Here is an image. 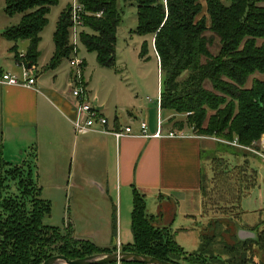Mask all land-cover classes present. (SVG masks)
<instances>
[{
	"label": "trees",
	"instance_id": "1",
	"mask_svg": "<svg viewBox=\"0 0 264 264\" xmlns=\"http://www.w3.org/2000/svg\"><path fill=\"white\" fill-rule=\"evenodd\" d=\"M78 1L85 12L80 43L96 54L98 66L113 68L121 21L116 0ZM57 3L58 0H5V14L21 15V19L7 28L3 37L28 42L23 56L13 47L16 60L26 67L37 66L40 34L48 23L50 8ZM134 3L137 23L133 33L151 36L162 76L160 109L185 115L175 123L179 131L187 128L199 137L254 148L264 135V81L254 79L249 88L246 83L251 76L264 73V0H205L204 12L198 0ZM70 26L68 6L56 22L54 51L47 70L70 59ZM147 51L148 43L144 41L140 56L143 58ZM231 148L233 156L247 157L236 147ZM214 160L215 178L223 189L217 192L219 199L234 202L243 190L255 186V173L248 170L247 161L243 166L227 168L222 160ZM132 194L133 239L120 247L121 252L171 264H256L252 254H247L257 243L235 238L231 245L226 243L221 236L226 230H218L220 220L209 225L210 232L201 234L197 251L186 252L169 227L157 226L154 217L146 213L144 196L136 189ZM201 194L205 202L211 200L205 199L208 193L203 188ZM49 214L50 205L41 198L31 167L4 161L0 144V264H42L56 255L73 261L115 252L116 248L101 249L77 239L71 227L61 231L45 225ZM112 227L115 231L114 216ZM258 238L264 243V233ZM238 250L243 255H238Z\"/></svg>",
	"mask_w": 264,
	"mask_h": 264
},
{
	"label": "crops",
	"instance_id": "2",
	"mask_svg": "<svg viewBox=\"0 0 264 264\" xmlns=\"http://www.w3.org/2000/svg\"><path fill=\"white\" fill-rule=\"evenodd\" d=\"M4 8L5 0H0V71L20 76L22 67L20 66L21 63L16 60L13 47L20 56H23L24 54L19 53L17 49V44L21 41H8L3 37V32L9 27L17 25L20 22L21 15L9 17L5 14ZM202 8L204 12L205 5L202 6ZM46 66L47 63H45L44 67L46 68ZM44 67L43 69H45ZM56 69L49 71L54 73L57 71ZM83 70L84 69H82L83 81L89 93V98L92 101L91 91L88 89L87 83L85 82ZM35 72L36 80L34 86L31 88L0 85V144L2 145L3 157L7 155L17 159L15 156L22 155V150H19L21 149L20 145L31 151L36 162V183L40 189H43V182H41V180L43 181V177H46L48 183L55 191L67 189L70 186H74L81 190H84L86 187L97 188L100 195L103 197L101 218L102 220L105 219L110 226H112L113 216H115V213L118 211L119 223H122V219L125 222L130 219L133 189L139 191L144 196L146 202L148 199H152L153 203L155 198L160 200L165 197L170 198L180 210L182 217L191 222L194 221V227L201 230L196 233L199 239V246L201 234L205 230L209 232L212 230V228L209 229L211 223L222 219H233L236 220L235 223L239 224V222H241L240 216L242 213H247V211L256 213L257 211L264 210L263 207L245 210L240 207L241 204L227 202L223 199L220 200L222 205H220L218 201L216 206L210 202H205L201 196L202 144L206 145V142H213L222 144L229 149H232L231 147L235 148V146H230L231 144L214 138L211 139L199 137L194 134H187L183 130L186 137L168 138L165 137L167 133L172 131L177 132L179 130L166 128L164 123L160 125L162 130L161 134L163 136L158 138L152 137L157 131V123L155 129L147 125V137H144L140 134L139 125L135 128H133L131 124L122 125L117 118L114 119L111 125L108 124L107 129L119 130L122 127L129 126L133 133L131 136L121 138L118 141L111 135L99 133H87L81 134L78 137L75 136L73 138L74 150H76L78 146L80 155H85L88 160H86V158L84 159L85 165L82 163L79 177L73 180L74 172L72 163L74 151L72 149L73 158L70 161L71 168L66 176L60 168L63 159L68 156L69 152L66 134L68 130H71V120L68 121L66 115L72 113L75 115V111L72 106V101L65 98L62 92L56 87V82L58 80L57 75L54 74L47 78L45 76L48 72L40 73L36 68ZM94 102L99 112L105 109L104 104L98 105V98L95 97L92 103ZM159 110L161 112L163 111L160 108ZM164 111L166 112L164 119H162L160 113H158L160 123L165 120H174L176 116H178V114L172 111ZM128 115L132 117V114L129 113ZM53 118L60 120L66 131L57 127L53 123ZM78 141L80 145H78ZM256 145L259 146V142L254 145V148H236L240 151H249L252 153L253 157L258 158L259 156L254 153V151H258L255 148ZM229 155L230 158L233 157L232 159L238 157L232 154ZM108 158H110L112 162L111 180L110 173H107L103 181L99 175H96V171H98V168H100L104 160L105 163L107 162ZM215 159L225 162L227 168H233L235 165L243 166L247 161L248 170L255 173L256 184L254 187L257 186V171L252 168L247 157L242 158V163L235 162L233 166H230L228 160L223 157H216ZM210 163L212 177L215 179V160L213 159ZM65 177L66 181L64 180ZM253 188L247 191L243 190V195L250 192ZM261 190L260 188V191ZM104 201L106 203H104ZM148 215L155 218L154 214L150 213ZM198 218L201 219L200 223L197 221ZM168 221L169 219L163 220L162 218L161 222L157 223L155 221V224L157 226L171 228L172 226ZM171 221H173V218ZM262 221H264V219L260 220L259 223ZM108 222H110V224ZM241 226L240 224L237 225V227H239L238 232L244 231ZM180 231L176 229L173 232L171 228L174 239L176 233ZM83 235V238H81L82 240L95 239L94 234L86 232ZM236 239L238 241H245L247 238L241 239L237 237ZM131 241L127 244L131 243ZM115 243H117V249L115 251H120V247L123 244L112 238V245Z\"/></svg>",
	"mask_w": 264,
	"mask_h": 264
},
{
	"label": "rangeland",
	"instance_id": "3",
	"mask_svg": "<svg viewBox=\"0 0 264 264\" xmlns=\"http://www.w3.org/2000/svg\"><path fill=\"white\" fill-rule=\"evenodd\" d=\"M198 1L202 6L205 5L204 0ZM69 2L70 0H58V3L50 8V12L47 16L48 23L40 34L41 40L38 46L40 58L35 68L40 73L48 72L45 76L47 78L54 74L57 75L58 80L56 82V87L62 92V95H64L65 98L73 102L69 86V80L72 77L73 71L68 59H64L54 73L44 67L45 63L48 64L53 51L52 36L55 31L56 22L60 13L68 7ZM116 3L120 12L121 21L116 32L115 66L113 68H102L98 66L96 62V54L88 52L80 43L79 38L76 42V57L82 61V69H84L83 75L87 87L91 91L92 102L96 97L98 98V105H105V109L100 111L99 114L107 120L109 125H111L114 119L117 118L122 125L131 124L133 128H135L138 127L141 122H144L146 126L148 125L155 129L158 113H160V117L164 119L166 112L164 110L161 112L156 103L157 95L161 89L162 76L160 75L158 68L151 36L141 37L133 33L137 23L134 0H116ZM261 5L264 6V4ZM144 41L148 43V51L142 58L140 52ZM17 45L18 52L25 54L28 48L27 41H21ZM43 67L45 69H43ZM254 79L264 81V73L251 76L246 83L247 88L251 86ZM129 113L132 114V117H129ZM74 117V113L66 115L68 121L73 120ZM184 118L185 115H178L174 120H165L161 122V124L164 123L166 128L168 127L169 129L178 130L175 123ZM53 123L63 131H66L63 123L57 118H53ZM183 131L187 134H194L193 131L187 128L183 129ZM66 135L69 152L68 156L63 159L60 168L67 176V173L71 168L70 161L74 157L72 163L74 172L73 180H76V177H79L82 163L85 165L84 159L86 158L85 155H80V149L78 146L76 150H74L73 138L75 136L78 137L81 134H75L71 126V130H68ZM205 138L213 139V137ZM78 145H80L79 141ZM208 145L215 146L209 147ZM20 148L21 149L19 150H22V155L15 156L17 159L5 155L3 160L11 162L14 165L30 166L35 176V170H37L36 162L31 151L27 150V148L22 145H20ZM255 148L264 152L260 146L256 145ZM72 149L74 151L73 157ZM232 151V149H229L222 144L213 142H206V145L202 144V188L208 193L207 198L205 199H211L206 200V202H210L211 204H214V206L217 205V201L222 205L219 201L221 200L219 199L220 195L218 196L217 192L223 191V189L219 185V181L212 177L210 162L216 157H223L228 160L230 166L235 165V162L242 163V156H238L237 158L234 157V159H232L233 157L230 158L229 154H232ZM241 152L251 154L247 155V159L252 168L257 171L258 183L257 186L247 194H242V196H240V194L237 195L234 198V202H236V204H241V206H239L245 210H251L253 208L258 209L259 207L264 208V160L259 157V159L253 157L252 153L249 151L241 150ZM86 160L88 159L86 158ZM111 166L112 162L110 158H108L106 163L104 160L100 168H98V171H96V175H99L104 181L105 175L110 173L111 180ZM64 180L66 181V177ZM41 182H43L41 198L47 201L50 205V214L44 219L45 225L58 228L61 231L71 227L77 239L83 238V234L86 232L94 234V240H86L101 249L110 247L116 248L117 243L112 245V238L115 241H120L123 246L127 245V243L131 241V238L133 239L131 232V217L126 222L122 219V223H119V211L116 212L114 216L116 223L115 231L112 226L107 224L105 219L102 220L101 207L103 204V197L100 195L97 188L86 187L84 190H81L74 186H70L67 189L55 191L48 183L46 177H43V181L41 180ZM260 188L262 189L261 191ZM226 191L227 190H225V192ZM104 203L106 202L104 201ZM153 203L152 199H148L147 202L145 201L146 213L154 214V221L157 223L161 222L162 218L163 220L169 219L168 222L171 224L173 232L176 229H179V231L181 230L175 235L176 242L182 246L186 252L196 251L199 246V239L196 233L201 230L194 227V221L191 222L183 218L180 210L170 198L165 197L161 200L155 198ZM172 218L173 221H171ZM240 218V225L248 224L254 226V224H257L260 220L264 219V210L257 211L256 213L247 211V213H242ZM197 221L200 223L201 219L198 218ZM235 222L236 220L222 219L218 223L219 231L226 230V232H222L221 236L224 241L230 245L235 242L237 237L241 239L252 237L247 231H242L244 233L241 231L238 232L239 227H237ZM108 223L110 224V222ZM263 228L264 227H262V229ZM219 251L222 257L225 258L224 252L222 250ZM251 254L253 262L255 261L254 263L264 264V247L259 249L255 247L251 253L249 252L247 255L251 256ZM238 255H243L242 251L238 250Z\"/></svg>",
	"mask_w": 264,
	"mask_h": 264
},
{
	"label": "built area",
	"instance_id": "4",
	"mask_svg": "<svg viewBox=\"0 0 264 264\" xmlns=\"http://www.w3.org/2000/svg\"><path fill=\"white\" fill-rule=\"evenodd\" d=\"M166 0H163L165 3ZM70 21L71 26L69 28V40L72 46V55L70 57L69 64L72 68L73 74L69 80L70 94L73 98L72 106L75 111V117L70 121L71 126L75 133L87 134V133H99L104 135H111L116 141L121 138L131 136L132 129L129 126L120 128L119 130H108L107 120L99 114L97 106L92 103L89 98V93L87 91L86 85L82 77V61L76 57V42L79 38L80 33L83 31V16L85 12L82 5L78 0H70ZM101 14H97L99 17ZM22 73L20 76L13 75L10 73H3L0 71V85L6 86H21L31 88L35 84L36 72L35 67L29 68L25 64L21 63ZM158 108H160V91L157 95L156 100ZM161 123L159 119L157 120V131L152 137L158 138L162 137V130L160 127ZM140 134L144 137L146 136L147 126L144 122L139 124ZM168 138H183L186 137L185 133L182 131L169 132L165 135ZM235 147L242 149H249L238 145L236 142L229 143ZM259 146L264 150V135L259 141ZM262 150V151H263ZM256 155L264 160V152L261 150L254 151Z\"/></svg>",
	"mask_w": 264,
	"mask_h": 264
},
{
	"label": "water",
	"instance_id": "5",
	"mask_svg": "<svg viewBox=\"0 0 264 264\" xmlns=\"http://www.w3.org/2000/svg\"><path fill=\"white\" fill-rule=\"evenodd\" d=\"M30 67L28 66V69ZM96 105V103H93ZM140 263V264H171L155 258L140 256L132 253L115 251L108 254H96L83 259L68 260L63 256H53L45 260L42 264H121V263Z\"/></svg>",
	"mask_w": 264,
	"mask_h": 264
},
{
	"label": "flooded vegetation",
	"instance_id": "6",
	"mask_svg": "<svg viewBox=\"0 0 264 264\" xmlns=\"http://www.w3.org/2000/svg\"><path fill=\"white\" fill-rule=\"evenodd\" d=\"M235 224L239 225L238 223H235ZM262 227H264V221H262L261 223H259L257 225H254V226L242 225L241 228L244 231H247L248 233H250L252 235V237L251 238H247L245 240V242L246 241H253V242L258 243V245L256 246L258 249L260 247V244L263 245V247H264L263 241H260V239L258 238V236H260L262 233H264V228L262 229Z\"/></svg>",
	"mask_w": 264,
	"mask_h": 264
}]
</instances>
